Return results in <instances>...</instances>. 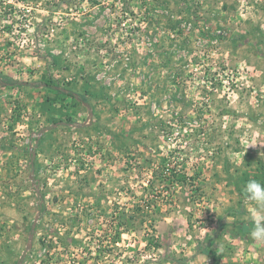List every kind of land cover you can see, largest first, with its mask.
Listing matches in <instances>:
<instances>
[{
  "label": "rangeland",
  "instance_id": "374dc122",
  "mask_svg": "<svg viewBox=\"0 0 264 264\" xmlns=\"http://www.w3.org/2000/svg\"><path fill=\"white\" fill-rule=\"evenodd\" d=\"M249 179L264 0H0V264H264Z\"/></svg>",
  "mask_w": 264,
  "mask_h": 264
},
{
  "label": "clouds",
  "instance_id": "9594fccd",
  "mask_svg": "<svg viewBox=\"0 0 264 264\" xmlns=\"http://www.w3.org/2000/svg\"><path fill=\"white\" fill-rule=\"evenodd\" d=\"M244 192L251 202L247 210L252 225L249 235L254 241L264 244V183L249 179Z\"/></svg>",
  "mask_w": 264,
  "mask_h": 264
},
{
  "label": "trees",
  "instance_id": "16d2710c",
  "mask_svg": "<svg viewBox=\"0 0 264 264\" xmlns=\"http://www.w3.org/2000/svg\"><path fill=\"white\" fill-rule=\"evenodd\" d=\"M58 91H62L61 88L56 87ZM243 226H247V224H243Z\"/></svg>",
  "mask_w": 264,
  "mask_h": 264
}]
</instances>
